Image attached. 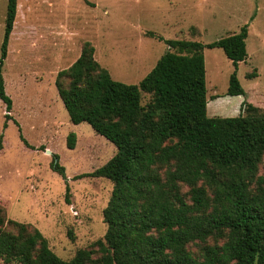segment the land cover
<instances>
[{
    "label": "trees",
    "instance_id": "trees-1",
    "mask_svg": "<svg viewBox=\"0 0 264 264\" xmlns=\"http://www.w3.org/2000/svg\"><path fill=\"white\" fill-rule=\"evenodd\" d=\"M16 14L17 0H8L0 55L5 128L13 119V101L5 90L3 67ZM248 31L246 25L209 44L159 38L169 50L139 84L112 79L95 60L94 47L85 43L80 57L58 73L56 87L71 123H88L116 147L109 161L87 174L113 184L103 211L106 234L63 260L39 229L7 221L0 207L3 263L264 264V173L259 174L264 169V114L250 104L237 116L207 113L203 50H223L235 67L227 95L245 96L237 68L248 57ZM62 78L70 83L63 85ZM142 93L151 97L146 105ZM75 144L72 132L68 148ZM53 169L64 175L58 161ZM182 184L190 188L191 202ZM6 221L15 232L3 228ZM209 239L215 243L208 244ZM192 245L201 247L198 254Z\"/></svg>",
    "mask_w": 264,
    "mask_h": 264
},
{
    "label": "rangeland",
    "instance_id": "rangeland-1",
    "mask_svg": "<svg viewBox=\"0 0 264 264\" xmlns=\"http://www.w3.org/2000/svg\"><path fill=\"white\" fill-rule=\"evenodd\" d=\"M50 1V32L43 36L32 31L24 37L19 33L15 48L4 61L5 90L13 101V119L5 128L7 111L0 99V207L7 221L31 224L58 257L70 260L78 250L91 248L106 234L103 211L113 184L107 178L87 174L109 161L116 147L88 123H71L58 95V73L70 68L84 44L90 43L95 60L112 79L139 84L169 50L159 38L209 44L248 25L249 59L237 68L245 96L227 95L235 67L223 50H203L207 111L216 110V116H237V110L233 111L238 98H243L247 103L242 113L252 108L250 104L258 115L264 114V0ZM176 1L180 4L173 9ZM27 7L23 11L27 12ZM1 16L0 12V23L5 26ZM28 18L32 26L43 27L36 16L26 13L19 18L20 31L27 28ZM61 80L65 86L70 83L67 78ZM150 99L142 93V105ZM72 132L76 134L74 149L67 145ZM57 161L64 175L53 169ZM263 173L261 166L259 174ZM181 192L191 202L190 188L182 184ZM7 221L3 228L15 232ZM214 243L209 239L208 244ZM200 248L190 247L197 254ZM0 264H4L1 259Z\"/></svg>",
    "mask_w": 264,
    "mask_h": 264
},
{
    "label": "crops",
    "instance_id": "crops-1",
    "mask_svg": "<svg viewBox=\"0 0 264 264\" xmlns=\"http://www.w3.org/2000/svg\"><path fill=\"white\" fill-rule=\"evenodd\" d=\"M204 1V0H202ZM176 4H173V9L174 7L178 6L177 4H180V1H176ZM7 5H8V0H0V12L2 14L1 18H4V20L6 21V14H7ZM28 6V7H27ZM27 7V12L23 11V9ZM36 7H38L39 9L36 10ZM51 1L50 0H17V14H16V19H15V23H14V28L13 31L11 33L10 36V40L8 43V54H10L11 50L15 48L16 45V39L18 38V34L22 33V36L24 37L26 35V33L32 32V31H36V33H40L43 34V36L46 35V33H49L51 30V26H50V15H51ZM30 14L31 16H36L38 18L39 22H43V27L41 29L37 28L36 26H32L31 25V21L30 18H28L27 22L28 25H26L27 28H25L24 30L22 29L21 31L18 29V24L20 22L19 18L21 17V14L24 15V17ZM256 16V12L252 15L251 20L254 22V18ZM26 21V20H25ZM5 23V22H4ZM4 24L0 23V29H3ZM244 27V26H243ZM5 32V26L3 29ZM241 30V29H240ZM240 32V31H239ZM250 34V28L248 31V36L246 41L248 40ZM3 37H4V33H3ZM3 42V39H2ZM2 45V43H1ZM246 48H247V53H248V45L246 42ZM7 54V57H8ZM7 59V58H6ZM249 59V54L248 57L246 59V61ZM245 61V62H246ZM241 63V62H240ZM241 97V96H238ZM243 98H238V102L237 105L238 107L233 111L234 113H236L235 111L237 110L238 115L242 114V104H243ZM228 101H226L225 103H227ZM207 113L209 114V117H231V116H220V115H215L217 114V111L212 109L211 112L207 111ZM235 116V115H234Z\"/></svg>",
    "mask_w": 264,
    "mask_h": 264
}]
</instances>
